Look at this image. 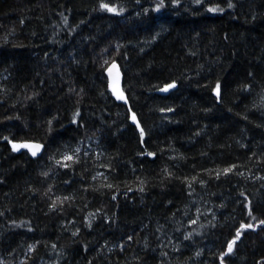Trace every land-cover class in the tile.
<instances>
[{"label":"trees","instance_id":"trees-1","mask_svg":"<svg viewBox=\"0 0 264 264\" xmlns=\"http://www.w3.org/2000/svg\"><path fill=\"white\" fill-rule=\"evenodd\" d=\"M262 221L264 0H0V264H264Z\"/></svg>","mask_w":264,"mask_h":264},{"label":"water","instance_id":"water-1","mask_svg":"<svg viewBox=\"0 0 264 264\" xmlns=\"http://www.w3.org/2000/svg\"><path fill=\"white\" fill-rule=\"evenodd\" d=\"M113 65H115V67H113ZM106 72H107V76H108L109 87H110V89H111V91H112L114 97H115L117 100H120V101H122V102H124V103H126V104L128 105V104H129V101H128V98H127V96H126V94H125V92H124V88H123V79H122V72H121V68H120L119 63L116 62V61L111 62V63L108 65V67H107V69H106ZM113 88H116V89H117V93H118V94H122V96H123L122 99H118V98H117V94H114V92H113ZM164 89H167L166 91H168V90L170 89V87H165ZM164 89H163V91H165ZM166 91H165V92H166ZM133 115H134V114L131 115V119H132ZM135 117H136V115H135ZM132 121H133L134 123H136L137 125H139V121H138L137 117H136L135 121H134L133 119H132ZM29 144H30V145H31V144H38V145H39V143H37V142H32V143H29ZM19 145H20V144H19ZM27 149H28V148H27ZM28 150H29V149H28ZM29 151L32 153L31 150H29ZM38 152H39V151H38ZM38 152H37V153H38Z\"/></svg>","mask_w":264,"mask_h":264},{"label":"snow or ice","instance_id":"snow-or-ice-1","mask_svg":"<svg viewBox=\"0 0 264 264\" xmlns=\"http://www.w3.org/2000/svg\"><path fill=\"white\" fill-rule=\"evenodd\" d=\"M197 2H199V0H197ZM102 7L106 8L108 11H112V12H115L116 11V9L109 8L107 5H102ZM215 10L216 9H212V11H215ZM113 67H115V65H113ZM168 87H174V85H169ZM219 89H220V86L217 85L216 86L217 95H219ZM164 90L166 91L167 89H164ZM113 92H114V94H117V98L118 99H122L123 98L122 94H118L117 93V89L116 88H113ZM132 119L135 121V119H136L135 115H133ZM141 135H143V131L142 130H141ZM12 147H13V150H18L20 148H28L29 150L32 151V155H36L37 152L41 148V146L38 145V144H31V145L30 144H20V145L13 144ZM66 159L70 160V159H72V157H66ZM231 170L232 169L229 168V169H225L224 171H225V173H227V172H230ZM261 223H264V221H262ZM241 227L242 228H251L252 225H250V224L249 225H242ZM240 235H241V232L238 230L237 233H236V239H234L233 241H231L228 244V253H230L233 250V245L235 244L236 240L239 239Z\"/></svg>","mask_w":264,"mask_h":264}]
</instances>
